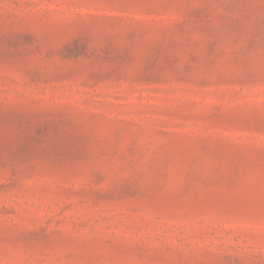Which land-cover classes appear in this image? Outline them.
Segmentation results:
<instances>
[{
	"label": "rangeland",
	"instance_id": "1",
	"mask_svg": "<svg viewBox=\"0 0 264 264\" xmlns=\"http://www.w3.org/2000/svg\"><path fill=\"white\" fill-rule=\"evenodd\" d=\"M0 264H264V0H0Z\"/></svg>",
	"mask_w": 264,
	"mask_h": 264
}]
</instances>
